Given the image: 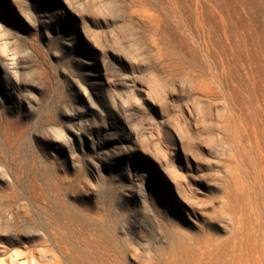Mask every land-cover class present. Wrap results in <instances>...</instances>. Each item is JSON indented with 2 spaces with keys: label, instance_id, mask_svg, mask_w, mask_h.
<instances>
[{
  "label": "rangeland",
  "instance_id": "374dc122",
  "mask_svg": "<svg viewBox=\"0 0 264 264\" xmlns=\"http://www.w3.org/2000/svg\"><path fill=\"white\" fill-rule=\"evenodd\" d=\"M53 235L264 264V0H0V264Z\"/></svg>",
  "mask_w": 264,
  "mask_h": 264
},
{
  "label": "bare ground",
  "instance_id": "6f19581e",
  "mask_svg": "<svg viewBox=\"0 0 264 264\" xmlns=\"http://www.w3.org/2000/svg\"><path fill=\"white\" fill-rule=\"evenodd\" d=\"M87 229L90 230L91 233L94 235L96 234V232L101 231L103 228L100 226L99 221L97 220V217L91 215V219H89L87 222ZM51 239H52V242H54V244L57 246L58 253H59V255H56V254L53 255L52 261L54 264H63V260L65 262L68 260V257L66 256L67 246L65 245V241L55 235H53ZM95 243L100 251L94 257L87 256V260L86 258H82L87 263L89 264H129L127 253L124 247L120 244L119 240L116 237L112 235H106L102 237L101 235H99V238L95 240ZM73 257H74L73 259L75 260L78 258V255L75 254ZM130 257H132V255ZM142 264H154V263L153 261L149 260V261H145Z\"/></svg>",
  "mask_w": 264,
  "mask_h": 264
}]
</instances>
